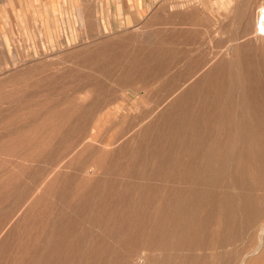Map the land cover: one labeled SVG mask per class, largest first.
Returning a JSON list of instances; mask_svg holds the SVG:
<instances>
[{
    "label": "rangeland",
    "instance_id": "obj_1",
    "mask_svg": "<svg viewBox=\"0 0 264 264\" xmlns=\"http://www.w3.org/2000/svg\"><path fill=\"white\" fill-rule=\"evenodd\" d=\"M128 1L0 4V264L264 252V0Z\"/></svg>",
    "mask_w": 264,
    "mask_h": 264
},
{
    "label": "bare ground",
    "instance_id": "obj_2",
    "mask_svg": "<svg viewBox=\"0 0 264 264\" xmlns=\"http://www.w3.org/2000/svg\"><path fill=\"white\" fill-rule=\"evenodd\" d=\"M226 1V0H225ZM224 0H212V4L214 3V4H217V5H220V6H222L223 7V4H224V2H225ZM225 6H226V4H225ZM228 6V5H227ZM223 8H225V7H223ZM226 9V8H225ZM216 12H218V11H216ZM260 14H261V12H260ZM237 18V17H236ZM262 18V17H261ZM262 22H261V27L260 28H258V22H259V19L257 18L256 19V24H257V29H255L253 32H250V33H248V32H246V28H245V37H247L248 39H250V40H252L253 38H251L253 35H251V34H253V33H255V36H256V39H253V41H255V43H262V46H263V44H264V19H262L261 20ZM249 36H251V37H249ZM254 36V37H255ZM241 38H243V37H241ZM246 38V39H247ZM227 41V40H226ZM238 41V39L236 40V42ZM242 41V40H241ZM224 42H225V40H224ZM224 42H223V44H224ZM245 42H246V40H245ZM238 43V42H237ZM235 42L234 43H229L228 42V44H225V45H223V46H219V45H217L218 47H220L219 49L217 48L216 50H217V52L215 53L216 55H214V57H213V61H208V62H214V61H221L220 63V65H222L223 63H225V59H227V55H229V51H230V49L232 48V47H235ZM241 44H243L244 45V43H241ZM214 45V44H213ZM251 45V44H250ZM261 45V44H260ZM248 46V45H247ZM264 47V46H263ZM242 48V47H241ZM212 49V48H211ZM240 56H238V58H239ZM240 59V58H239ZM209 60V59H208ZM241 62V60H238V62ZM262 61V60H261ZM207 63V62H206ZM210 63H207V65L208 64H210ZM262 63V62H261ZM212 64V63H211ZM215 64H218V63H215ZM229 64V63H228ZM228 64H226V66L228 65ZM232 64V63H231ZM223 65H225V64H223ZM260 65V64H259ZM209 66V65H208ZM211 66V65H210ZM204 67H206V66H204ZM212 67V66H211ZM263 67V66H262ZM203 68V67H202ZM208 67H206V69H207ZM205 70V69H204ZM211 70V69H210ZM209 70V71H210ZM201 71H203L202 69H201ZM208 71V70H207ZM200 72V71H199ZM202 72H200V74H201ZM198 74V73H197ZM203 75V74H202ZM206 75V74H205ZM150 76V75H149ZM207 77H208V75H207ZM132 79V78H131ZM200 79V78H199ZM145 80V79H144ZM202 81V80H201ZM208 82V81H207ZM144 83V82H143ZM184 83V82H183ZM186 83H193V85H195V84H197V82L196 81H194L193 82V80L192 81H186ZM186 83H184V85H187ZM208 83H210V82H208ZM190 84V85H191ZM223 85V84H222ZM239 91H240V89H239ZM230 93H231V91H230ZM239 93V92H238ZM235 94H236V92H235ZM239 94H241V93H239ZM86 96H88L87 94H86ZM237 96V95H236ZM235 96V97H236ZM240 96V95H239ZM238 96V98H240ZM244 96V95H243ZM89 97V96H88ZM246 97V96H245ZM245 97H241V100L243 99L244 100V98ZM239 100V99H238ZM241 100H240V102H241ZM242 100V101H243ZM247 100V101H246ZM245 100V102H248L249 100L248 99H246ZM240 102L238 103L239 105H240ZM243 103V102H242ZM249 104V103H248ZM248 104H246V106H248ZM75 106V105H74ZM241 106H243V105H241ZM222 108V107H221ZM222 110H223V108H222ZM224 112H225V109H224ZM101 118V117H100ZM201 121V120H200ZM246 121V120H245ZM167 122V121H166ZM198 122V121H197ZM97 123V122H96ZM159 123V122H158ZM163 123V122H162ZM99 124V123H98ZM244 124V123H243ZM169 125V124H168ZM196 126V125H195ZM207 126V125H206ZM202 127V126H201ZM97 128V127H96ZM243 128V130H244V126L242 127ZM146 130V129H145ZM196 130V129H195ZM203 131H201V133H202ZM171 133V132H170ZM197 134V133H196ZM198 136V135H197ZM198 138V137H197ZM86 139V138H85ZM84 139V140H85ZM84 140H82L80 143H79V145H78V147L79 148H81V147H85V145H87V144H91L90 142H85ZM92 141V140H91ZM142 141V140H141ZM109 143H110V141H109ZM101 145V144H100ZM142 145H143V143H142ZM152 145V144H151ZM92 146V145H91ZM158 145H156V147H157ZM161 147V146H160ZM136 148V147H135ZM174 148V147H173ZM25 149V148H24ZM73 150V149H72ZM109 151H110V149H109ZM170 151V150H169ZM102 153H104V152H102ZM108 155V154H107ZM107 155H106V157H107ZM121 155V154H120ZM150 155V154H149ZM161 155V154H160ZM103 156V155H102ZM88 157V156H87ZM157 157V156H156ZM147 158V157H146ZM68 159V158H67ZM107 159V158H106ZM117 159V158H116ZM130 159V158H129ZM142 159V158H141ZM144 159V158H143ZM149 159V158H148ZM140 160V159H139ZM173 160V159H172ZM77 161V160H76ZM81 162V161H80ZM84 162V161H83ZM163 162V161H162ZM128 163V162H127ZM83 164V163H82ZM80 165V164H79ZM85 165V164H84ZM88 165H89V163H88ZM88 165H85V166H87L88 167ZM91 165V164H90ZM160 166V165H159ZM74 167V166H73ZM78 167V166H77ZM91 167V166H90ZM90 167H89V169H90ZM157 167V166H156ZM162 167V166H161ZM83 168H84V166H83ZM74 169V168H73ZM110 169V168H109ZM81 170V169H80ZM82 170H85V169H82ZM95 170V169H94ZM91 171V170H90ZM161 171V170H160ZM86 172V171H85ZM89 172V171H88ZM134 172V171H133ZM153 172H155V170L153 171ZM90 173V172H89ZM88 173V174H89ZM157 173V172H156ZM102 175V174H101ZM154 175V174H153ZM152 176V175H151ZM90 177V176H89ZM100 177V176H99ZM133 177V176H132ZM151 178V177H150ZM161 178H162V176H161ZM140 179V178H139ZM142 180V179H141ZM156 180V179H155ZM54 181V180H53ZM47 182V181H46ZM51 185V184H50ZM86 185V184H85ZM84 185V186H85ZM83 186V185H82ZM81 186V187H82ZM112 186V185H111ZM129 186V185H128ZM95 188L94 189H96V186H94ZM127 187V186H126ZM132 187V186H131ZM140 187V186H139ZM138 187V188H139ZM83 188V187H82ZM88 188V187H87ZM91 188V187H90ZM93 188V187H92ZM91 188V189H92ZM98 188V187H97ZM110 188V187H109ZM122 188H124V186H122ZM128 188V187H127ZM135 188V187H134ZM137 188V187H136ZM136 188H135V190H136ZM99 189V188H98ZM98 189H96V197H97V190ZM111 189H112V187H111ZM121 189V188H120ZM119 189V190H120ZM126 189V188H125ZM132 189V188H131ZM81 190V189H80ZM80 190L78 191V192H80ZM107 190V189H106ZM114 190V189H113ZM132 190H134V189H132ZM134 190V191H135ZM139 190V189H138ZM92 191L94 192V190L92 189ZM99 191H101V189L99 190ZM117 191V190H116ZM121 191V190H120ZM120 191H117V192H120ZM122 191H124V189L122 190ZM126 191V190H125ZM128 191H130V190H128ZM151 191V190H150ZM159 191V190H158ZM40 192V191H39ZM77 192V193H78ZM84 192V191H83ZM86 192V191H85ZM93 192H91V193H93ZM102 192V191H101ZM90 192L88 191V194H89ZM90 193V194H91ZM100 193V192H99ZM121 193H123V194H125L124 192H121ZM120 193V194H121ZM132 193H133V191H132ZM38 194V193H37ZM36 194V195H37ZM116 193L114 192V195H115ZM127 194H128V192H127ZM32 195V194H31ZM41 195V194H40ZM91 195H93V194H91ZM112 195H113V193H112ZM126 195V194H125ZM125 195L124 196H121V197H125ZM147 195V194H146ZM94 196H95V194H94ZM99 196V195H98ZM131 196V195H130ZM99 198V197H98ZM87 199V198H86ZM125 199V198H124ZM142 199V198H141ZM42 200V199H41ZM85 200V199H84ZM121 200V199H120ZM112 201V200H111ZM142 201V200H141ZM117 202V201H116ZM122 202V201H121ZM40 205V204H39ZM108 205V204H107ZM95 206V205H94ZM33 207V206H32ZM105 206H103V208H104ZM124 210V209H123ZM254 210H255V208H254ZM151 211V210H150ZM149 211V212H150ZM258 211V210H257ZM99 212V211H98ZM90 213V212H89ZM259 213V212H258ZM42 215V214H41ZM257 215V214H256ZM262 216H263V214H261ZM261 215L260 216H257V217H255L254 219H251L250 221H249V228H255L256 227V229L258 228V230L261 232L260 234V237L262 236V234L264 233V224H263V218L261 217ZM34 220H35V218H34ZM12 222V221H11ZM260 225V226H259ZM258 226V227H257ZM255 229V230H256ZM141 233V232H140ZM255 233H256V231H255ZM259 234V233H258ZM259 236V235H258ZM260 239V238H259ZM263 239V238H262ZM225 243V242H224ZM234 243V242H233ZM231 244V243H230ZM224 247H227V245H223ZM256 246V245H255ZM143 247V246H142ZM146 247V246H145ZM139 248V247H138ZM201 248V247H200ZM144 247L143 248H141L140 250L138 249L136 252H135V256L136 257H143V256H145L144 255ZM146 249H147V247H146ZM148 249H150V248H148ZM198 249V248H197ZM261 249V248H260ZM18 250V249H17ZM151 250V249H150ZM259 250V249H258ZM39 251V250H38ZM132 251H133V249H132ZM132 251H129L128 253H131ZM134 252V251H133ZM251 252V251H250ZM42 253V252H41ZM40 253V254H41ZM37 254V253H36ZM128 255V254H127ZM27 256V255H26ZM37 256V255H36ZM129 256V255H128ZM127 256V257H128ZM129 258V257H128ZM244 258V257H243ZM24 259V258H23ZM126 260V259H125ZM238 260V259H237ZM128 261V260H127ZM252 261H254L253 263H258V264H264V252H262V255L259 257V258H257L256 260L254 259V260H252ZM11 262V261H10ZM58 264V263H57Z\"/></svg>",
    "mask_w": 264,
    "mask_h": 264
},
{
    "label": "crops",
    "instance_id": "obj_3",
    "mask_svg": "<svg viewBox=\"0 0 264 264\" xmlns=\"http://www.w3.org/2000/svg\"><path fill=\"white\" fill-rule=\"evenodd\" d=\"M5 0H0V4H1V2H4ZM51 2V1H50ZM127 2H129L128 0H127ZM48 6H50L49 4H47ZM139 5V4H138ZM143 5V4H142ZM117 6V5H116ZM143 8V7H142ZM140 9V8H139ZM124 11H126V10H124Z\"/></svg>",
    "mask_w": 264,
    "mask_h": 264
}]
</instances>
